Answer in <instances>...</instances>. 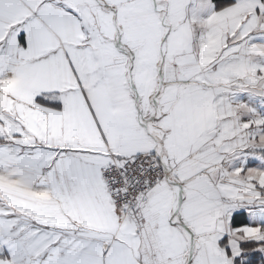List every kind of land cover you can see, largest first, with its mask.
Instances as JSON below:
<instances>
[{
    "label": "snow or ice",
    "instance_id": "snow-or-ice-1",
    "mask_svg": "<svg viewBox=\"0 0 264 264\" xmlns=\"http://www.w3.org/2000/svg\"><path fill=\"white\" fill-rule=\"evenodd\" d=\"M0 264H264V0H0Z\"/></svg>",
    "mask_w": 264,
    "mask_h": 264
}]
</instances>
